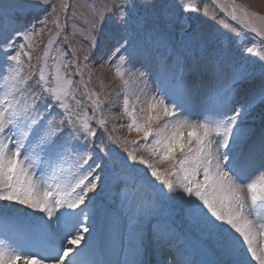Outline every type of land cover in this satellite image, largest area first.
Masks as SVG:
<instances>
[{
	"label": "snow or ice",
	"instance_id": "1",
	"mask_svg": "<svg viewBox=\"0 0 264 264\" xmlns=\"http://www.w3.org/2000/svg\"><path fill=\"white\" fill-rule=\"evenodd\" d=\"M48 3L10 0L7 10L0 7V77L7 89L0 95V216L22 217L42 237L36 251L0 239V264H96L84 259L85 234L91 232L84 221L92 219L95 200L89 194L101 183L114 192L126 220L127 246L136 257L130 264H145L149 233L158 246H174L173 205L201 227L213 254L222 257L213 264H250L248 253L264 264L256 251L257 230L264 236V164L244 185L250 208L241 196V182L255 158L264 160V52L240 51L239 34L207 27L191 0H121L113 6L107 51L109 60L119 58L116 75L123 79L130 71L126 66L139 65L146 70L133 74L137 81L147 86L153 74L164 73L174 87L152 97L143 124L128 97L123 99L129 129L143 133L141 147L168 162L160 170L125 142L103 134L107 126L99 94L85 96L91 114L80 111L71 74L61 72L76 61L56 67L50 82L46 49L39 79L28 89L32 75L24 69L35 66L22 57L31 60L25 49L39 32L22 18ZM231 19H237L235 9ZM93 28L95 47L104 35L103 26ZM188 77L197 78L191 87ZM197 85L204 86L207 99L195 105L202 119L193 122ZM161 114L169 121L153 128ZM69 163L73 167L65 174Z\"/></svg>",
	"mask_w": 264,
	"mask_h": 264
},
{
	"label": "rangeland",
	"instance_id": "2",
	"mask_svg": "<svg viewBox=\"0 0 264 264\" xmlns=\"http://www.w3.org/2000/svg\"><path fill=\"white\" fill-rule=\"evenodd\" d=\"M226 2L231 9V13L235 9L238 20L244 22L250 29L255 28L257 32L264 35V0H226ZM120 3L121 0H49V3L42 6L41 10L30 11L26 17H23L22 19L29 24L30 29L34 27L36 32H39V35H33L31 47H26L25 49L31 53V60L28 57H22L24 64L35 66L31 70L24 69L25 73L30 72L32 75L27 87L28 89L35 87L39 79L40 68L45 64L43 57L46 49L49 55L46 61L45 74L50 82L51 74L56 67L61 66L65 62L76 61V64L70 65L69 68L61 67V72L71 74L75 96L82 101L80 111H88L91 114L92 106L89 99H86L85 96H91L92 92L99 94L100 99L104 101L101 114L106 120L107 126V132L103 134L105 136L112 135L125 142L126 147L129 150H133L138 158L142 157L149 163L154 164L158 169L163 170L167 168L168 162L160 163L158 155L154 157L150 152L144 150L141 147L145 143L143 133L129 129L128 125L132 120L123 111V99L125 96L128 97L135 108L136 120L143 124L147 121L149 115L148 103L152 97L157 96L158 93L163 94L165 91L172 92L174 87L164 73L153 74L147 82V86L137 81L133 74L146 70L140 68L139 65H136L135 68L126 66L130 71L125 73L123 79L116 75L115 68L119 58L113 57L109 60L107 45L109 43L108 37L111 35L110 18L115 15L113 6ZM191 3L198 7L199 10L196 15L206 22L207 27L220 29L229 36L239 34L242 44L240 51L253 47L254 55L264 52V42H252L249 34L240 26L231 22L214 0H191ZM9 4L10 0H4L3 5H0V7L7 10ZM108 9H112V11H108ZM45 19H47L46 24L43 23ZM93 24L96 25V28L103 26L104 35V39L99 40L95 47L92 46V42L93 38L97 36V32L94 30ZM50 40L52 43L49 45ZM86 55L89 57L87 61L84 59ZM78 70L80 74H77ZM194 79L197 78L190 77L188 80L189 86L193 85ZM204 79L207 80V77L205 76ZM197 89V96L195 101L193 100V107L191 108L192 115L190 119L193 122H198L202 119L195 105L207 99L204 96V86L197 85ZM5 90L7 89L4 88L3 79L0 77V95H3ZM181 99L187 98L181 97ZM69 103L70 107H75L74 101L69 100ZM185 106L188 107L187 104ZM152 114L156 115L155 112ZM169 119V117H164L161 114L160 119L152 122V127H162ZM184 137L185 142H187L186 129L184 130ZM151 139L152 137L149 138L148 143L151 142ZM132 141H137V143L133 144L131 143ZM117 150H120L119 147H117ZM177 158H181L180 153H177ZM255 165H262V162L260 160L255 161L249 169L248 177L245 178L244 182H241V196L249 208L251 207L250 200L247 188L244 185L247 183L248 178L250 179L253 176L257 178L259 175V172L252 173V168ZM63 167L66 169L65 174H67V170L71 169L73 165L69 163ZM87 167V165L84 166L85 171ZM139 167L143 168L144 166L141 165ZM147 171L150 174V170ZM105 189L104 183H101L95 193L89 194L95 200V207L90 210L92 219L84 221L85 224L91 227V232L85 234L87 242H85L86 240L83 242L84 259L96 261V264H130L136 257L133 250L127 246L125 238L126 220L122 214L118 213V202L113 199L114 192L109 188L104 196L105 199L103 198L104 200L102 199L101 203L100 201L98 202V192H102ZM173 208L177 209L173 213L172 219L175 224L174 229H177L175 231L178 239L171 249L167 246H161L160 250L162 247L165 248V251L174 250L178 261L180 260L179 262L182 260L186 261L182 262V264H188L189 261V264H193V262L201 264L200 260L202 264H213V261L222 259L219 255L213 254L215 249L212 243L205 239L201 227L190 217L186 216L182 210H179V205H173ZM164 211L167 214L168 210L165 209ZM114 213H117L116 218L111 219L108 217H112ZM111 233L112 236L106 238V235ZM115 233H117V237L113 240ZM258 233L259 229L257 230L258 243L256 249L263 252L264 243L261 242H264V236H260ZM186 235L187 237H185ZM0 239H8L14 245L18 244L16 246L21 249L30 251L38 250L42 243V237L39 235L35 225L16 215L0 216ZM153 246L156 247L154 248ZM157 246L149 233L144 258L150 254L158 255L160 250H158ZM32 248L33 250H31ZM201 251H204L205 254H202ZM175 254L171 255L170 258H174ZM154 261L156 259H153L150 263L157 264V261Z\"/></svg>",
	"mask_w": 264,
	"mask_h": 264
},
{
	"label": "bare ground",
	"instance_id": "3",
	"mask_svg": "<svg viewBox=\"0 0 264 264\" xmlns=\"http://www.w3.org/2000/svg\"><path fill=\"white\" fill-rule=\"evenodd\" d=\"M216 3H218L219 4V7H220V9H221V11L223 12V14H225L233 23H234V21H236L235 23H239L240 24V27L244 30V31H246L248 34H249V37H250V40L252 41V42H257V41H259L261 38H263L264 39V35H257L255 32H252V30L244 23V22H242L241 20H238V19H236V20H232L231 19V16H232V13H231V9H230V7H229V5H228V3L226 2V0H214ZM191 86V85H190ZM257 160H260L261 162H262V164H264V160H262L258 155H257V157L255 158V160H254V162L255 161H257ZM253 162V163H254ZM257 166V167H256ZM261 166L262 165H255V166H253V172L252 173H254V172H258L257 171V169H259V168H261ZM247 178V177H246ZM252 179H256V177H251L250 179L248 178L247 180V182H251V180ZM244 182V181H243ZM175 225V224H174ZM177 226V225H176ZM177 228V227H176ZM175 230H177V229H175ZM181 234V233H180ZM185 237H187V235L185 236ZM263 238V237H262ZM259 241H261V240H259ZM28 242H30L29 240H28ZM257 243H258V240H257ZM261 243H264V242H261ZM16 245H18V244H16ZM151 245V244H150ZM152 246V245H151ZM154 247V246H153ZM156 247V246H155ZM154 247V248H155ZM161 247V246H160ZM37 248V247H36ZM147 248V247H146ZM151 248V247H150ZM153 248V250H155ZM157 248H158V246H157ZM157 248H156V251H157ZM262 249V248H261ZM26 250V249H25ZM31 250H33V248L31 249ZM150 250V249H149ZM152 250V251H153ZM36 251V250H35ZM161 251V250H160ZM256 251H257V254L258 255H263V253H264V251L262 252V251H260V250H257L256 249ZM159 252V251H158ZM147 253V252H146ZM151 253V252H150ZM153 253V252H152ZM188 254V253H187ZM152 255L153 254H150V255H148L147 257H145L144 258V261L146 262V264H151L150 263V261H151V257H152ZM180 255V254H179ZM90 258V257H89ZM181 258V257H180ZM183 258V257H182ZM248 258H249V261H250V264H259V262L258 261H256V260H254V259H252V257H251V253H248ZM178 259V258H177ZM155 260V259H154ZM180 261V260H179ZM154 262H156V261H154ZM181 262H186V261H181ZM157 263V262H156ZM189 263H190V261H189ZM188 263V264H189ZM155 264V263H154ZM158 264V263H157ZM193 264H198V263H196V262H193Z\"/></svg>",
	"mask_w": 264,
	"mask_h": 264
}]
</instances>
